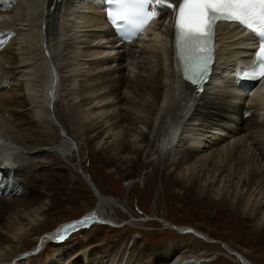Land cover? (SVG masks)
<instances>
[{
  "label": "bare ground",
  "instance_id": "bare-ground-1",
  "mask_svg": "<svg viewBox=\"0 0 264 264\" xmlns=\"http://www.w3.org/2000/svg\"><path fill=\"white\" fill-rule=\"evenodd\" d=\"M148 31L141 41L117 44L98 0H0V168L6 164L10 173L0 181V264H69L61 244H54L65 234L64 227L76 224L75 229H81L85 227H78L80 221L102 219L98 212L89 211L81 219L42 232L44 212L53 207L49 190L55 188L53 182H46L45 171L54 172L45 157L79 144L60 132L65 119L56 110L59 102L78 111L80 129L86 127L99 153L110 155L120 147L118 153L140 151L152 163L164 157L165 169L182 166L184 182L211 202H224L228 184L235 179L227 202L237 206L243 219L264 223V189L259 187L264 177V95L260 92L264 78L259 86L246 90L234 88L229 74L222 71L233 62L239 66L249 62L246 35L230 24L220 25L215 71L219 76L194 95L176 73L173 34L165 16ZM145 88L152 95L141 98L148 100L142 114L134 100L138 92L149 95ZM122 122L132 125L133 133L128 131L129 139L121 136L115 143L112 131L122 135L121 127L127 126ZM141 141L145 142L142 148ZM77 162L81 163L80 157ZM202 169L205 174L212 172L211 179L199 177ZM67 172L74 177L72 170ZM241 179L247 180L243 187ZM193 234L213 244L207 234ZM186 242L164 247L159 261L154 258L150 264H205L204 256L187 251L193 246ZM122 244L121 239L116 248ZM215 244L234 259L244 258L226 243ZM51 245L57 247L55 251L37 262ZM42 246L44 250L37 251ZM89 255L84 250L76 264H98Z\"/></svg>",
  "mask_w": 264,
  "mask_h": 264
},
{
  "label": "rangeland",
  "instance_id": "rangeland-1",
  "mask_svg": "<svg viewBox=\"0 0 264 264\" xmlns=\"http://www.w3.org/2000/svg\"><path fill=\"white\" fill-rule=\"evenodd\" d=\"M145 91L149 95L138 92L134 100L138 106L137 110L142 114H145L144 109L148 108V100L144 102L141 98L148 99L152 95L150 89L145 88ZM159 96L160 94L157 99ZM59 104L56 110L62 111L65 119L59 125L60 132H67L70 141H79V144L76 149L67 148L60 155L53 152L45 157V161L51 164L52 172H54L51 175L48 170V172L45 171V174L48 173L49 176H46V182L47 184L53 182L56 189L49 190L53 207L49 205V209L44 212L47 218L46 227L42 229V232L52 231L60 222L81 219L82 214H88L89 211L98 212L101 218L118 224L117 226L107 223L93 224L83 230L79 229L77 233L74 232L67 241L60 243L62 252L67 256V263L70 264V261L71 264L78 263V258L85 250L87 256L90 254L89 256L95 258L98 264H107L108 261L111 264L110 260L114 258L112 264H150L154 258L159 261L160 255L164 253L162 249L169 244L191 241L193 249L187 248V251L204 256L205 264H241L239 260L234 259L215 244L216 242L226 243L231 250L241 254L251 264H264V223L261 222L258 225L253 219H243L237 206L232 207L227 202L232 193L231 190L235 189L234 185H231L235 179L228 184L230 187L227 198L224 196V202H211L204 193H199L197 189L184 182L182 166L176 167L173 164L170 169H165L164 157H161V161L152 163L146 161L145 155L140 151L134 152L127 149L118 153L120 147L115 153L112 151L111 156L99 153L93 147L92 137L85 130L86 127L81 126L80 129L78 111L67 109L63 106L64 103L61 105L59 102ZM122 125H127L126 128L121 127L122 135L117 133V129L112 131V135L117 137L114 140L115 143L121 141V136L129 139L128 131L130 134L133 133L132 125L126 122H122ZM144 130H147V127ZM80 132L81 137H79ZM125 134L127 136H124ZM140 145L142 148L145 142L141 141ZM79 157L80 164L77 162ZM179 157L181 158L182 155ZM152 158L155 160L154 156ZM78 164L80 167L76 171L75 167ZM68 168L73 171L74 177H68ZM80 172L82 174L85 172L87 175L84 174V176L87 179ZM206 172L202 169L199 177L211 179L212 172L205 174ZM181 178L184 183L176 181ZM242 179L243 187L247 180ZM240 184L237 187H241ZM224 185H227V182H224ZM259 187L264 189V177L260 179ZM42 198L41 200H46L45 202L50 201ZM219 198L222 199V196ZM1 200L4 201V199ZM182 228H186V231L183 232ZM189 228L194 232L189 231ZM195 231L207 234L215 242L207 244L201 241L193 234ZM121 239L125 244L121 245V249H117V242ZM59 242L60 240L54 244L59 245ZM55 245L47 248V253L36 261L42 262L49 257L57 248ZM157 248L161 251L156 250ZM140 249L145 251L141 252ZM116 251H118L117 254Z\"/></svg>",
  "mask_w": 264,
  "mask_h": 264
},
{
  "label": "snow or ice",
  "instance_id": "snow-or-ice-1",
  "mask_svg": "<svg viewBox=\"0 0 264 264\" xmlns=\"http://www.w3.org/2000/svg\"><path fill=\"white\" fill-rule=\"evenodd\" d=\"M109 8L107 17L121 38L127 41L138 37L146 25L157 17L162 18L166 10H171L172 27L176 31V43L184 65L186 80L197 85L208 76L213 52L210 45L216 36L218 21L238 24L250 29L258 39L256 67L241 69L240 78H264V0H106ZM259 69L258 75L255 73ZM78 223L87 224V219ZM76 228V224L66 225L64 233ZM63 238V237H61Z\"/></svg>",
  "mask_w": 264,
  "mask_h": 264
}]
</instances>
